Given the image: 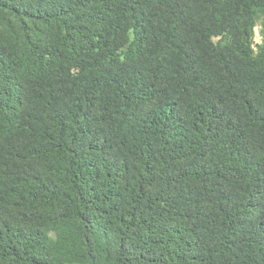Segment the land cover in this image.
<instances>
[{
  "label": "trees",
  "instance_id": "16d2710c",
  "mask_svg": "<svg viewBox=\"0 0 264 264\" xmlns=\"http://www.w3.org/2000/svg\"><path fill=\"white\" fill-rule=\"evenodd\" d=\"M0 264H264V0H0Z\"/></svg>",
  "mask_w": 264,
  "mask_h": 264
},
{
  "label": "rangeland",
  "instance_id": "374dc122",
  "mask_svg": "<svg viewBox=\"0 0 264 264\" xmlns=\"http://www.w3.org/2000/svg\"><path fill=\"white\" fill-rule=\"evenodd\" d=\"M258 29H259V27H256V29H255V37H254L255 44L256 43H260V36H259V33H258Z\"/></svg>",
  "mask_w": 264,
  "mask_h": 264
}]
</instances>
